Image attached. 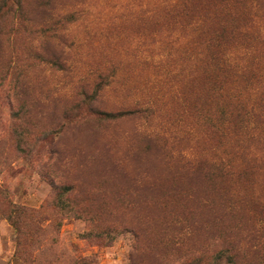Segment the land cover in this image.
Listing matches in <instances>:
<instances>
[{
    "label": "rangeland",
    "instance_id": "1",
    "mask_svg": "<svg viewBox=\"0 0 264 264\" xmlns=\"http://www.w3.org/2000/svg\"><path fill=\"white\" fill-rule=\"evenodd\" d=\"M191 260L264 264V0H0V264Z\"/></svg>",
    "mask_w": 264,
    "mask_h": 264
},
{
    "label": "trees",
    "instance_id": "2",
    "mask_svg": "<svg viewBox=\"0 0 264 264\" xmlns=\"http://www.w3.org/2000/svg\"><path fill=\"white\" fill-rule=\"evenodd\" d=\"M50 151H51V149H49ZM52 151H53V157H55V154L57 153L58 154V152L57 151H55V150H53L52 149ZM56 152V153H55ZM58 158H60L59 157V155H56ZM52 157V158H53ZM64 189H65V192H68V190H69V188L68 187H64ZM85 211L84 210H82V209H76V211H74V213H75V215H81V214H83ZM182 264H195V261L194 260H191V261H189V262H187V263H182Z\"/></svg>",
    "mask_w": 264,
    "mask_h": 264
}]
</instances>
